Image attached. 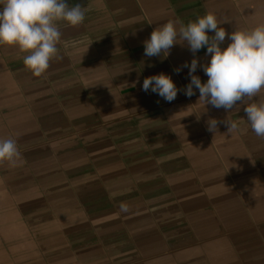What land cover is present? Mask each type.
I'll return each instance as SVG.
<instances>
[{"label": "crops", "instance_id": "1", "mask_svg": "<svg viewBox=\"0 0 264 264\" xmlns=\"http://www.w3.org/2000/svg\"><path fill=\"white\" fill-rule=\"evenodd\" d=\"M68 3L87 6L86 20L61 27L62 59L40 77L0 45V138L22 153L0 162V264H264V138L244 105L142 90L160 73L190 82L186 43L144 55L156 27L212 12L228 33L251 30L264 0ZM195 56L210 60L206 48Z\"/></svg>", "mask_w": 264, "mask_h": 264}, {"label": "clouds", "instance_id": "2", "mask_svg": "<svg viewBox=\"0 0 264 264\" xmlns=\"http://www.w3.org/2000/svg\"><path fill=\"white\" fill-rule=\"evenodd\" d=\"M87 13V6L80 3L70 6L68 0H0V45L15 46L26 53L24 66L40 77L50 67L51 60L62 59L57 47L61 27L82 24ZM226 37L230 43L222 48ZM185 43L194 57L183 65L188 68L190 82L179 89L170 75L160 73L146 77L142 90H151L168 103L174 101L180 91L192 97L198 90L199 100L205 105L227 112L242 104L251 130L257 137L264 138V98H261L264 94V24L228 33L212 12L186 25L170 20L156 27L143 42L144 55L167 58L173 46ZM204 48L210 60L200 64L195 54ZM198 67L208 77L206 82L195 75ZM181 70L175 69L177 73ZM222 122L228 133L238 128L236 121ZM206 123L208 131L215 134L221 121L209 118ZM21 159L16 140L0 138V162L15 166Z\"/></svg>", "mask_w": 264, "mask_h": 264}]
</instances>
